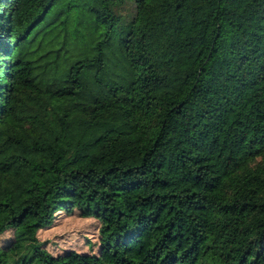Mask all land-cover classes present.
Segmentation results:
<instances>
[{
	"label": "trees",
	"instance_id": "obj_1",
	"mask_svg": "<svg viewBox=\"0 0 264 264\" xmlns=\"http://www.w3.org/2000/svg\"><path fill=\"white\" fill-rule=\"evenodd\" d=\"M0 264H264V0H0Z\"/></svg>",
	"mask_w": 264,
	"mask_h": 264
},
{
	"label": "rangeland",
	"instance_id": "obj_2",
	"mask_svg": "<svg viewBox=\"0 0 264 264\" xmlns=\"http://www.w3.org/2000/svg\"><path fill=\"white\" fill-rule=\"evenodd\" d=\"M95 226L96 221L91 217H80L76 212L61 211L55 214L53 222L41 229L38 235L47 240L46 245L52 251L69 246L80 249L86 248L85 243L95 241Z\"/></svg>",
	"mask_w": 264,
	"mask_h": 264
}]
</instances>
